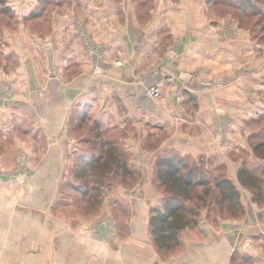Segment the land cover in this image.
<instances>
[{"label":"crops","instance_id":"0c3cea01","mask_svg":"<svg viewBox=\"0 0 264 264\" xmlns=\"http://www.w3.org/2000/svg\"><path fill=\"white\" fill-rule=\"evenodd\" d=\"M213 1H58L49 11V49L43 48L44 39L36 37L35 32L26 38V42H31L28 49L22 46L25 39L21 37L18 50L8 45L3 51L8 57L18 55L21 62L13 73L1 72L0 77L11 80L15 77L23 84L13 82L16 97L6 98L5 105L0 97V124H10L12 128L16 122L18 126L30 121L45 126L52 124L59 140V135L65 134L70 108L74 107L76 115L77 108L94 104L91 101L94 100L121 131L129 127L135 130L183 127L182 131L171 129V132H182L189 137L183 131L186 126L206 125L209 134H205L204 145L212 152L219 143L215 124L221 123L216 122V111L226 113L225 124L231 123L233 112L243 111V118L254 113L253 98L250 103L247 101L251 72L241 84L244 93L237 91V82L230 84V80L236 81L237 69L251 68L249 31L242 28L234 33L231 15L218 19L210 14ZM37 2L24 0L22 15L33 10ZM47 54L52 64L50 72L33 61V57ZM25 58L33 67H27ZM212 80L223 81L224 88L216 92ZM153 87L159 89L157 98L148 97ZM38 100L43 104L53 100V112H43V104ZM89 110L87 107L85 116L91 115ZM1 130L0 138H3ZM62 137L64 142L65 136ZM7 138L10 139V132ZM183 140L186 138L177 141ZM57 149V158L39 170L30 164L36 160V154L28 152L27 166L20 170L17 153L15 156L9 153L10 178L2 174L0 156V264H228L231 248L237 250L236 245L244 240L241 230L228 232V228H222L215 236L210 228L206 239L193 238L195 241L186 246L184 254L164 260L157 255L146 231L135 233L133 220L129 224L125 222L129 230L125 240L119 239L118 224L116 227L113 224L110 233L107 226L90 227L92 220L85 218L81 221L78 217L74 223L75 219L70 220L64 212L58 223L53 222L50 216L58 189L63 184L80 183L62 178L66 170L72 175V169L63 164L64 147ZM46 153L47 157L49 148L38 157L44 158ZM239 170L234 168L233 175ZM18 172L26 174L23 181L15 178ZM136 196L143 199L142 190ZM263 216L262 211H249L243 223L262 222ZM141 219L145 220L144 213ZM141 226L143 230L146 227L144 223ZM249 232L257 237L264 235V228L255 226ZM217 241L222 244L215 248ZM256 249L252 247L248 254L256 256Z\"/></svg>","mask_w":264,"mask_h":264},{"label":"rangeland","instance_id":"374dc122","mask_svg":"<svg viewBox=\"0 0 264 264\" xmlns=\"http://www.w3.org/2000/svg\"><path fill=\"white\" fill-rule=\"evenodd\" d=\"M58 1L71 0H38L33 10L22 15L21 10L24 0H0V75L1 72L8 73L10 71V73H13L16 65L21 62L18 55L14 54L8 57L3 53L8 45L18 50L19 44H21V37L25 39L24 41L22 40V46L28 49L31 42H26V38L28 35L32 36L36 32V37L44 39L43 48H50V45H48V37L51 34L49 11H51L53 5ZM237 3H239L238 0H231L230 3L226 2L223 5V2L216 3L215 1L210 6L209 12L218 19H224L228 15H231L234 33L237 30L241 31L242 28L249 31L251 41L250 52L252 55L251 68L249 70L246 67V71H243V67L237 69L236 81L230 80V84L237 82V91L244 93L245 90H241V84L244 83V76H248V72H251L252 80L249 85L250 87L248 86L249 82H247V86L249 87L247 101L250 103L251 98H253L254 113H249V118H243V115H245L243 111L237 112V114L233 112L230 115L231 123L225 124L226 118L224 119L223 116H226V113L216 111V117H218L216 122L221 123L215 124L219 143L217 144V148H213L212 152L204 145L205 134H209V130H206V125L186 126V129L183 131H186L189 137H185L182 132L176 134L171 132V129L182 131L183 127L137 130L129 127L128 130L121 131L116 125L115 120H109L108 114L102 112V106L96 105V101L91 100L94 104H87V107L90 109L89 112L92 111L91 115L89 113L90 116H85L84 114L87 107L77 108L76 113L78 114L76 115H74V107L70 108L68 119L65 123V134L59 135V140H56L55 129H53L55 125L52 124L45 126L44 124L30 121V124L25 122V124L18 126L16 124L18 122H16L13 128L9 124L11 128L9 131L10 139L7 138L9 125L0 124L1 131L4 132L3 138H0L2 174L10 178V155L15 156L17 153L18 168L20 170L23 168L24 170L28 162L26 156L28 152L36 154V160H31L30 164H33L36 170H39L42 166L49 163L50 160H54L55 157L57 158V148L62 147L63 149L64 147L65 162L63 164L65 166L67 163L66 167L72 169V175L68 174V170H66V175H63L62 178L73 182L78 181L82 184V179L75 176L76 169L92 153L96 152L99 154L101 152L99 150V142L106 139L110 140L114 145L116 160L124 165L123 171L118 170L112 173L109 170V175L112 176L108 180H104V182L103 180H98L93 185L88 184L87 186H83L86 191H90L89 194L92 196L89 197L84 196L83 191L80 189L82 187L80 183L77 186L63 184L62 188L58 189L60 191L54 197L57 198V201L52 207L51 221L60 220L58 217L61 218L60 215L64 212L66 216L68 214L70 220L75 219L73 220L74 223H77L78 217H80L81 221L85 218L86 220L88 219L87 221L92 220L89 224L86 223L90 227H94V225L107 226L110 233L113 231V224L114 227L118 224L116 230L119 234V239L125 240L129 232L125 227V222L127 220L126 223L129 224L133 220L135 233L142 234L143 231H146L148 239L151 241L152 246H154L157 255L161 256L164 260L184 254L186 246L191 241H195L193 238H198L200 241L203 238L206 239L208 236L206 233L210 228L213 234L215 232V236L216 232L220 233L222 231V228H228V232L235 229L237 231L241 230L243 231L241 237L244 240L239 245H236L238 246L237 250L233 251V247L231 248L232 256L228 258L230 260L228 264H264V235L259 234L257 237H253L249 232L255 226L264 228V219L262 222L256 224L243 223L249 211H262L264 213V153L262 146L260 148H258L259 146L257 147L259 143L264 142V41L261 40L263 21L260 20L259 15L254 16L250 10H241ZM17 5L18 9L16 8ZM47 55L33 57V61L41 65L43 70L44 68L46 70L49 69L50 72L52 64L49 54ZM28 62L31 61L29 59L26 61L27 67H33V63L28 64ZM18 78L21 79L20 77ZM213 80L211 84L214 83L213 87L218 89L216 92H220L225 86L224 82L219 80L215 82ZM13 82L15 84L18 82L19 85L23 84L22 81L17 78L15 79V77H13V80L0 77V97L4 98L2 105H5L6 98L9 97L12 100L13 97H16L14 95L16 92L13 90ZM250 88H252L251 95ZM8 90L14 93H10ZM49 97H51L50 94ZM38 102L42 103L41 100H38ZM41 108L43 112L47 110L48 114L51 113V110L53 112V100L45 102L41 105ZM247 122H249L248 127H246ZM109 123L110 128H107ZM241 126H244L242 130L240 129ZM24 128H26V131ZM98 132L99 136L96 137L95 133L98 135ZM62 135L65 136L64 142ZM178 138H186V140L178 142ZM243 142H245L244 146H242ZM221 144L225 145L222 146ZM47 148H49L50 154L46 157V153L43 156L44 158H40ZM170 152L175 153L205 173V177L210 180V184L208 185V194L210 195L205 197V204H208L207 207L205 204L202 205V199H195L186 203V208L188 206H196L198 209L195 226L186 227L180 232L178 247L175 246L176 244L171 243L168 248L160 249L152 241L153 226L150 224V219L154 215V211H163L164 203L168 197L165 188L156 179V162L160 156ZM50 156L51 159H49ZM234 162H240V164L235 165ZM241 167H246L250 174L252 173L257 178L261 188L259 194L256 190L243 187L237 175H233L232 170L234 168L241 169ZM14 172H16L15 169ZM14 176L18 180L23 181L26 174L18 172ZM100 176L103 177V174H100ZM217 177L228 178L236 185L243 208L238 217H233L225 209V204L223 207H220L216 202V188L214 190L213 183ZM57 179L58 177L55 180ZM52 190L55 192V188ZM139 190L143 192V199L140 196L138 198L136 196ZM195 192L199 194V198L205 195L204 188L201 186L196 188ZM90 197L92 198L90 199ZM147 208L148 210L145 213V209ZM142 213H144L145 220L141 219ZM255 218L256 216L254 215ZM79 223L81 224V222ZM141 223H144L146 226L144 230ZM75 225L77 226V224ZM219 244H222L221 241L216 242L215 248ZM252 247L258 248L256 249V256L253 257L248 254ZM241 254L245 258L241 257ZM236 259H239V261L237 262Z\"/></svg>","mask_w":264,"mask_h":264},{"label":"trees","instance_id":"16d2710c","mask_svg":"<svg viewBox=\"0 0 264 264\" xmlns=\"http://www.w3.org/2000/svg\"><path fill=\"white\" fill-rule=\"evenodd\" d=\"M215 1L216 3L223 2V5H225L226 2L230 3L231 0H214L213 2ZM238 1L237 5L241 10H250L254 16H260V20L263 21L261 40L264 41V0ZM95 136L98 137L99 132L98 135L95 133ZM98 145L101 152L99 154L96 152L92 153L89 158L82 161L83 165H79V168L75 171V176L82 179L83 182L82 184L80 183L82 186L80 189L83 191L84 196L88 197L92 195L83 186L93 185L98 180H103L104 182V180H108L112 176L109 175V170L115 173L118 170L123 171L124 168V165L116 160L112 141L106 139L99 142ZM260 146L263 147L264 153V142L257 145L258 148ZM156 165V179L165 188L168 197L164 203L163 211H154V215L150 219V224L153 226L152 241L160 249L168 248L171 243L176 244L175 246L178 247L180 232L186 227L195 226L197 219V207L188 206L186 208V203L195 199H202V205L205 204V197L210 195L208 194L210 180L205 177V173L201 169L192 166L173 152L160 156ZM100 174H103V177ZM237 178L243 187L256 190L258 194L260 193L261 188L257 178L252 173L250 174L246 167H242L237 172ZM200 186L204 188L205 195L199 198V194L195 192V189ZM213 187L214 190L216 188L215 200L217 199L218 205L223 207L225 204V209L233 217H238L243 208L234 182L228 178L217 177L214 180ZM207 205L206 203L205 206L207 207Z\"/></svg>","mask_w":264,"mask_h":264},{"label":"built area","instance_id":"2783aa9c","mask_svg":"<svg viewBox=\"0 0 264 264\" xmlns=\"http://www.w3.org/2000/svg\"><path fill=\"white\" fill-rule=\"evenodd\" d=\"M160 95L159 89L153 87L151 91L148 92V97L149 98H157Z\"/></svg>","mask_w":264,"mask_h":264}]
</instances>
